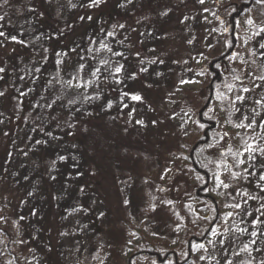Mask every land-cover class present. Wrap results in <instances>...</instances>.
<instances>
[{
    "label": "rangeland",
    "instance_id": "obj_1",
    "mask_svg": "<svg viewBox=\"0 0 264 264\" xmlns=\"http://www.w3.org/2000/svg\"><path fill=\"white\" fill-rule=\"evenodd\" d=\"M0 1V264H12L9 241L24 264H264V157L253 167L245 151V141L264 147V127L234 126L249 123L252 108L264 119L255 104L264 103L255 79L264 33L254 35L264 5L254 0L243 16L235 76L210 106L221 141L215 172L229 185L214 177L223 220L175 263L165 250L206 226L185 210L197 180L182 150L199 133L193 121L208 103V62L225 50V16L249 0ZM237 95L243 105L232 104ZM147 243L161 255L129 260Z\"/></svg>",
    "mask_w": 264,
    "mask_h": 264
},
{
    "label": "trees",
    "instance_id": "obj_2",
    "mask_svg": "<svg viewBox=\"0 0 264 264\" xmlns=\"http://www.w3.org/2000/svg\"><path fill=\"white\" fill-rule=\"evenodd\" d=\"M253 2L254 0H249L246 3L235 4L228 15L225 16L227 29L225 50L211 58L207 65L210 75V81L207 86L209 99L207 105L198 113V118L200 123L203 124V128L199 129V133L193 142L184 143L182 150L183 163L191 169L193 176L197 180V184L184 196L186 197L183 199L185 210L193 214L195 218L204 221L206 226L204 229L192 233L185 240L181 249L165 250L163 256H170L175 263H178L181 257L191 259L201 242L211 237L220 221L223 220L222 208L212 192L215 177L213 174L216 173L217 168L215 155L221 141L218 124L211 113L210 106L213 96L224 89L235 76V69L231 64V60L239 41V27L243 16L252 10ZM5 6L6 4L0 1V16L2 17L6 12ZM210 145L215 146L210 147ZM7 251H9L12 264H24L11 241L7 245ZM157 251L158 249L154 245L147 243L131 254L129 260L141 253L153 254L159 257L161 255L160 252L159 254H154Z\"/></svg>",
    "mask_w": 264,
    "mask_h": 264
},
{
    "label": "snow or ice",
    "instance_id": "obj_3",
    "mask_svg": "<svg viewBox=\"0 0 264 264\" xmlns=\"http://www.w3.org/2000/svg\"><path fill=\"white\" fill-rule=\"evenodd\" d=\"M5 3H7V0H4ZM94 3H99V0H93ZM129 3H131V0H129ZM199 3L203 4L204 3V0H199ZM255 3L258 4V5H264V0H255ZM3 17L0 16V20H2ZM247 23L249 25H253L254 24V21L250 18L247 20ZM121 27H123V25H121ZM261 33H264V27H258V30L254 33V35L256 36H260ZM5 35V33L3 31H0V37H3ZM11 39L13 41L16 40V37L15 36H12ZM260 47L261 48H264V43H261L260 44ZM217 67H219V65H217ZM5 69L4 68H0V73L4 72ZM121 71V68L118 67L116 68V72L119 73ZM94 74V73H93ZM0 79H2V77H0ZM255 79H259L261 81H264V76H259V77H255ZM192 81H181V83H191ZM198 82V81H197ZM256 87H259V85H255ZM243 92L247 93L250 91L249 88L247 87H244L242 89ZM23 94V93H22ZM4 95V92L0 91V96H3ZM126 95V94H125ZM218 98H222V97H218ZM131 99L134 100V101H140L142 98L139 96V95H132L131 96ZM237 102H239L241 105L244 104L245 102V97L243 95H237L235 97V99L232 101V104L235 105ZM255 104L256 105H261L262 107H264V103H262V100H256L255 101ZM48 107H51V105H48ZM235 110L237 112L240 111V108H235ZM251 113H252V117L251 119L249 118V116L247 115H244L242 113V116H243V120H249L250 119V122L247 123V124H244L243 122L240 123V124H237V125H234L235 127H241V128H245V129H255L257 127H264V119H261L259 121H257L256 117H258L260 115V113L256 110V108H252L251 109ZM185 116L188 117V120H191V115H189V113H185ZM188 120H185V123H188ZM194 123H196L200 128H203V124L199 123V121H193ZM137 123L139 124H143V121H137ZM153 124H155V121H153ZM35 131V129H33ZM187 134V133H185ZM47 135H51V133H47ZM224 135L226 136L227 133H224ZM223 137H221L222 139ZM37 143H41V141H36ZM215 145H210V147H214ZM230 151V150H229ZM245 151L248 153V161H251L253 163V167H255V161H256V154H259L261 157H264V147H259V146H253L252 144H248L247 141H245ZM221 156H224L226 155V153H223L221 152L220 153ZM240 155H243V153H240V154H236V153H233V156L236 157V163L237 165H240V164H244L246 163L245 160H242V159H239L238 157ZM61 160H64L65 157L61 156L60 157ZM220 165L218 164L217 167H219ZM260 168L261 169H264V159H262L260 161ZM245 172H247L248 170L247 169H244ZM254 173H249V175H253ZM217 180V187H224V188H228L229 185L224 183L223 180H220L219 179V176L214 173L213 174ZM240 174L239 173H235L233 172L232 173V176L233 178H236L238 177ZM163 178V177H162ZM199 178V177H198ZM259 180L260 181H264V174H261L259 176ZM260 189L261 191H264V185H260ZM237 195H239V193H237ZM248 196V199H255L256 197H253L251 196L250 194H245ZM127 203V201H126ZM167 203H171V201H168ZM245 203H247V200H245ZM228 207H232V208H240L241 205L239 203H236V204H231V205H226ZM228 215H231V213H229ZM0 219H3L2 217H0ZM215 234V233H213ZM253 235H255V233H253ZM221 243H223V241H221ZM199 247L203 248V245H200ZM200 260H203L205 259L204 256H201L199 257ZM228 264H231V262L229 261Z\"/></svg>",
    "mask_w": 264,
    "mask_h": 264
}]
</instances>
